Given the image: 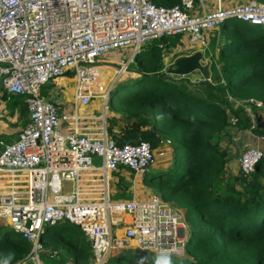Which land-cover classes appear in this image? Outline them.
Listing matches in <instances>:
<instances>
[{
    "label": "built area",
    "instance_id": "1",
    "mask_svg": "<svg viewBox=\"0 0 264 264\" xmlns=\"http://www.w3.org/2000/svg\"><path fill=\"white\" fill-rule=\"evenodd\" d=\"M218 2L212 11L201 6L194 13L196 0H180L173 7L152 0H0V82L7 98L23 99L29 116L18 138L1 143L0 150V225L29 245L26 259L16 264H42V237L66 222L83 233L90 264H106L114 251L132 250L131 241L134 248L157 256L173 257L183 250L184 221L161 198L138 203L112 199V178L120 168L142 175L152 166L150 144H116L104 127L84 133L86 119L78 117L63 131L57 106L42 88L73 77L76 98L87 105L100 94L92 84L100 58L108 53L131 52L117 63L116 75L122 76L152 42L188 35L204 54L206 33L226 21L264 26V4L224 8ZM234 103L249 117L252 109H264L254 99ZM254 123L249 131L256 129ZM263 156L257 148L246 149L238 157V170L249 177ZM125 215L130 221L118 238L116 229ZM45 255L60 259L55 250Z\"/></svg>",
    "mask_w": 264,
    "mask_h": 264
},
{
    "label": "trees",
    "instance_id": "2",
    "mask_svg": "<svg viewBox=\"0 0 264 264\" xmlns=\"http://www.w3.org/2000/svg\"><path fill=\"white\" fill-rule=\"evenodd\" d=\"M152 1L164 7L180 4V0ZM227 1L224 8L244 4ZM254 1L264 4V0ZM238 22L226 21L217 31L206 33L211 72L208 86L196 87L188 77L162 76L163 52L178 42V38L168 41L169 37L142 48L133 59L136 77L120 79L111 91L108 110L120 114L123 122L120 133L115 134L116 119L108 120L111 137L130 144L150 128L174 144L170 168L177 175L161 185L160 197L183 212L189 235L183 248L186 259H147L136 250H124L106 264H264V156L249 177L239 170L233 174L227 168L233 155L222 146L225 138L231 139L229 129L243 131L252 126L235 101L254 99L264 107V26ZM227 28L231 33L225 37ZM251 132L264 137V127ZM145 141L152 149L158 145L155 139ZM178 147L185 148L183 167L177 159ZM0 228L7 231L0 237V264L23 262L29 245L10 240L9 228ZM57 241L60 248L55 251L61 262L90 264L85 240L62 235Z\"/></svg>",
    "mask_w": 264,
    "mask_h": 264
},
{
    "label": "crops",
    "instance_id": "3",
    "mask_svg": "<svg viewBox=\"0 0 264 264\" xmlns=\"http://www.w3.org/2000/svg\"><path fill=\"white\" fill-rule=\"evenodd\" d=\"M208 1L210 0H206L202 4L200 3V1H198L196 5L199 6V10L201 6H203L206 11H212L216 9L217 5L219 4L218 0H212L214 3V6L212 7L213 9H209V4L211 3ZM226 1L227 0H220V5L224 7L225 6L224 4L226 3ZM250 1H254V0H228L227 2L228 3L233 2L232 4H235L237 2L247 3ZM172 38L174 39L178 38V42H176L175 47H171L167 50L165 49V51L163 52L165 68H167L170 64H172L174 60L178 57L189 56V55H192L195 51H200V49L195 44L190 42L188 35L175 36ZM172 38H170L169 40H171ZM176 51H178L179 54L174 56L173 61L168 63L167 56L170 57V55L173 53H176ZM111 53L114 54L113 59L116 60V62H119L121 59H124V58L128 59L130 57L131 52L129 53V56H126V51H116V52H111ZM217 53L218 51L216 50L215 55H217ZM204 59L206 63H208V66H209V63H210L209 58L205 56ZM101 62L108 63L107 66H110L112 68L117 67V63L115 61L113 63L112 60L111 61H101ZM132 72H135V71L129 69L126 74L122 76H117V78L115 77L113 81H112V78H110L106 74H103L102 76H100L97 73L96 82L92 84V87L95 89L96 92L100 94L94 97L93 99H91L87 105H81L80 102L77 100L75 86H74L72 95L68 93H63L61 91L60 85L65 80L70 81L68 77L55 80L54 82H52L53 83L52 86H51V83L47 84L45 87L42 88V94L48 100H51L56 104L63 131H66L67 129L70 128L69 124L72 123L71 121L72 117H78L79 119H86V125H83L84 129L82 130L84 133H93V132H96L97 128L104 127L106 129L107 137L112 140L113 137H111L108 134V127H109L108 120H110L111 118L116 119L117 123L113 127V130H112L113 133L115 134L120 133V130L123 127V122L120 121V114H115L108 110L107 105H108L109 95L111 91L114 89L115 85L118 83V81H120V79L127 77V76L135 75ZM209 74L211 77L210 70H209ZM188 78L190 79V83H195L201 80V75L198 72H194L193 74L188 76ZM97 99L100 101L101 104L95 101ZM252 110L254 114L252 117H249L250 120L252 121V123L255 122L254 123L255 125L258 122L261 124L263 120L262 115H264L263 114L264 112H257V111H260L257 109H252ZM256 119H258L257 122H256ZM28 122H29V116H28L25 103L23 102V99L20 97H16V96L7 98V95L4 89H1L0 90V150L2 147L1 143L10 144L14 142L17 139L16 137L17 133L21 132L26 127ZM154 133L156 137L159 139V142H157L158 143L157 147L153 149L154 154H155V159L151 167H153V169L155 170L165 172V170L169 169L172 166L173 156H174L173 149L171 147V143L169 140L162 139V135L160 133H156L155 131ZM228 133H230L231 142L230 140H227V138H225L224 141L222 142V146L224 148H227L228 152H230L232 155L234 154L235 147L238 149L239 155L248 148H257L261 150L262 152H264V137H259L249 130L238 131V130L229 129ZM115 139L119 140L118 138H115ZM236 161L237 160H232L231 162L227 164V168L233 174H237V172H239L238 167L236 166V163H235ZM145 174L146 172L142 175H134L131 171L125 170L124 168H120L119 171L115 175H113V178H112V182L120 186L119 192L117 191L111 192L112 196L114 197L118 196L117 199H113V200L138 203V202H146L152 196H157L161 198L160 195L158 194H149V195L147 194L146 195V194H143L142 191L138 190V188L136 187L137 178L139 179L141 176ZM130 182L132 183V185L129 184ZM167 204L170 205L169 203ZM170 207L173 208L171 205ZM174 210L183 219V212L179 209H174ZM126 217L128 216L125 215L122 217L123 218L122 224L120 225L121 228L119 226L116 229V231L118 232L122 231L123 234L125 231L126 223H129V221H126ZM181 235L184 241H187V238L189 235V228L184 226V228L181 229ZM134 247H135V243H133L132 250H138ZM179 251H180L179 257L181 256L182 258H187V256L184 255V250H179Z\"/></svg>",
    "mask_w": 264,
    "mask_h": 264
},
{
    "label": "rangeland",
    "instance_id": "4",
    "mask_svg": "<svg viewBox=\"0 0 264 264\" xmlns=\"http://www.w3.org/2000/svg\"><path fill=\"white\" fill-rule=\"evenodd\" d=\"M210 2L211 4H209V9H213L212 7L214 6V3L212 0L208 1ZM200 10L199 8L195 9L194 13H199ZM234 22V21H233ZM236 22V21H235ZM239 24H243L241 22H238ZM217 29H215L214 31H217ZM230 33H231V28H227V29H224V35L223 36H230ZM213 34V32L211 33ZM210 35V34H209ZM174 38H172L171 40H173ZM170 41V40H168ZM169 43V42H168ZM218 51V50H217ZM129 53L130 51L129 50H126V56H129ZM177 54H179L178 51H176V53H173L170 55V57L167 56V62L170 63L171 61H173V57L176 56ZM113 56L114 54L112 53H108L106 55H104L103 57L100 58L101 61H114L116 62V60L113 59ZM206 56V53L204 54V57ZM123 58V57H122ZM127 58V57H126ZM118 63V62H116ZM115 63V64H116ZM134 65H135V62L131 63V65L129 66V69L130 70H133L134 71ZM100 67L97 68V73L102 76L103 74H106L107 76H109L110 78H112V81L115 77H117L116 75V72H117V67L115 68H112L110 66H107L105 62H100ZM115 66V65H114ZM166 69V68H165ZM127 77H131V78H135L136 76H127ZM70 81L68 80H65L61 83L60 85V89L63 93H68V94H71L72 95V92L74 90V78L73 77H69ZM110 84V83H109ZM108 85V84H107ZM106 85V86H107ZM53 88V87H52ZM43 95V94H42ZM44 96V95H43ZM97 101L99 104L100 101L97 99L95 100ZM257 112H264V110H260V111H257ZM264 114V113H263ZM257 115V114H256ZM263 116V120L261 122V124L258 122L255 126L257 127L256 129H259L261 127H264V115ZM60 117V116H59ZM257 117V116H256ZM258 118V117H257ZM255 119V118H254ZM258 121V119H256V122ZM252 122V121H251ZM254 123V122H253ZM162 135V139L166 140V136L164 134H161ZM172 149H174V144L171 145ZM184 152H185V148L183 147H178L177 151H176V155H177V159L179 160V165L181 167H183V157H184ZM93 163L94 164H98L99 161L94 159L93 160ZM236 163V166L238 167V161L235 162ZM125 170H128L130 171L129 169L127 168H124ZM171 175H174L176 176L177 174L175 173L174 170H172V168H169L167 170H165V172H162V171H159V170H155L153 169V167H149L148 170L146 171V174L141 176L139 179L137 178V181H136V187L138 188V190L142 191L143 194H158L160 195V190L162 189L161 188V185L168 179L169 176ZM144 179V180H142ZM129 184L132 185V183L130 182ZM110 190L111 192H114V191H117L119 192L120 191V186L119 185H116L114 182H111V187H110ZM118 196H112V199H117ZM123 227V226H122ZM121 228V226H120ZM11 233H10V240H22L24 242H26L25 240L22 239L21 236L13 233L11 230H9ZM7 231L4 229V228H0V237L3 236L4 233H6ZM123 232H118L116 231V236L118 238H120L122 236ZM62 235H66V236H73L75 239H80V240H85L84 238V235L83 233L81 232L80 228L78 226H75V225H72L70 223H62L61 225H59L58 227H55V228H51L49 229L48 231V234L45 238V242H44V249H43V252L44 253H41L40 254V261L42 264H61L63 262H61V260H56V258H53V259H50L48 257V255H45L46 253H49L51 252L52 250H55V248H60L57 246L58 244V239L62 236ZM131 246V245H130ZM133 247V246H132ZM122 251L124 250H117V251H114L110 257L112 256H116L117 254H120ZM136 254H138V256H142L144 258H152V257H158L157 255L153 254V253H150V252H142V251H139V250H136L135 251ZM178 256H175V257H178V258H181V259H186V258H182L181 256L179 257L180 255V251L178 252L177 254ZM185 255V254H184ZM109 257V258H110Z\"/></svg>",
    "mask_w": 264,
    "mask_h": 264
},
{
    "label": "water",
    "instance_id": "5",
    "mask_svg": "<svg viewBox=\"0 0 264 264\" xmlns=\"http://www.w3.org/2000/svg\"><path fill=\"white\" fill-rule=\"evenodd\" d=\"M194 72H198L201 75L200 81L192 83L194 86L201 87L208 86L210 84L209 66L208 63H206L204 54L201 51H195L192 55L176 58L174 62L165 69V71L162 73V76H176L179 78H187ZM52 84L53 83H51V86ZM2 88V82H0V90ZM20 133L21 132L17 133V138ZM149 139H155L157 142H159V139L156 137L154 131L148 130L141 133L137 139L131 141V144H137V142L139 141H145ZM112 141L116 144H124L120 143V141L115 138H113ZM238 157L239 151L235 147L232 160H238ZM237 182L239 185H242L240 180H237Z\"/></svg>",
    "mask_w": 264,
    "mask_h": 264
},
{
    "label": "bare ground",
    "instance_id": "6",
    "mask_svg": "<svg viewBox=\"0 0 264 264\" xmlns=\"http://www.w3.org/2000/svg\"><path fill=\"white\" fill-rule=\"evenodd\" d=\"M126 221H130V220H129V217H126ZM132 242H133V241L130 242V245H131ZM133 243H134V242H133Z\"/></svg>",
    "mask_w": 264,
    "mask_h": 264
}]
</instances>
